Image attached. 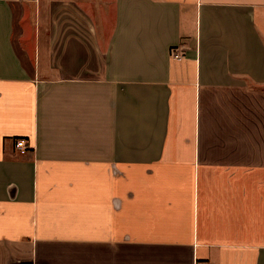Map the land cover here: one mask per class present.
<instances>
[{
    "label": "crops",
    "instance_id": "obj_1",
    "mask_svg": "<svg viewBox=\"0 0 264 264\" xmlns=\"http://www.w3.org/2000/svg\"><path fill=\"white\" fill-rule=\"evenodd\" d=\"M108 1L0 0V264H264V0Z\"/></svg>",
    "mask_w": 264,
    "mask_h": 264
},
{
    "label": "rangeland",
    "instance_id": "obj_2",
    "mask_svg": "<svg viewBox=\"0 0 264 264\" xmlns=\"http://www.w3.org/2000/svg\"><path fill=\"white\" fill-rule=\"evenodd\" d=\"M80 1L91 5V7H93L94 9H96L97 7H105L106 11L109 12L108 16H107V20H106L107 22L110 20L111 16L113 15L112 14L113 7H112L111 3L108 0L107 1H105V0H80ZM17 12L19 13V10H17ZM27 16H29V15H27Z\"/></svg>",
    "mask_w": 264,
    "mask_h": 264
},
{
    "label": "built area",
    "instance_id": "obj_3",
    "mask_svg": "<svg viewBox=\"0 0 264 264\" xmlns=\"http://www.w3.org/2000/svg\"><path fill=\"white\" fill-rule=\"evenodd\" d=\"M173 56H174L175 59H178V60H181L183 58V55L181 53H178V52H174ZM16 148L22 154L27 153L28 150H29V147H28L25 139H18L16 141Z\"/></svg>",
    "mask_w": 264,
    "mask_h": 264
}]
</instances>
